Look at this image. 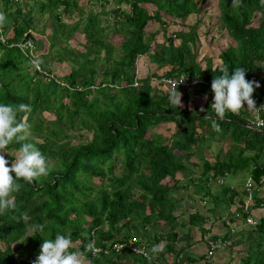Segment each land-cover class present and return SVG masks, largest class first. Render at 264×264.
<instances>
[{
	"label": "trees",
	"instance_id": "trees-1",
	"mask_svg": "<svg viewBox=\"0 0 264 264\" xmlns=\"http://www.w3.org/2000/svg\"><path fill=\"white\" fill-rule=\"evenodd\" d=\"M93 1L37 0L24 10L18 0H0V12L7 18L0 28L4 38L0 41V103L30 105L31 111L20 113V117L31 126L30 142L51 166L47 177L33 183L19 181L23 187L15 194L16 210L0 215V264H33L43 240L55 239L57 233L70 234L76 249L84 252L91 231L102 247L112 242L121 247L114 250L107 245L106 254L85 252V264H167V255L177 257V228L183 221L174 214L178 187L197 180L200 189L208 188L210 181L217 182L240 169L248 170L255 183L264 174V128L257 131L243 125L249 123L247 110L242 109L239 115L227 113L224 121L217 119L221 128L217 132L207 118H216L211 95L202 107L185 106L194 95L203 94L204 85L208 88L222 68L232 73L237 67L247 71L248 81L260 85L253 99L264 104V3L242 0L241 7L233 9L232 0H216L219 30L225 31L230 43L217 54L219 64H214L205 54L196 59V25L186 24L187 16L202 12L204 0H113L114 8L90 9L80 19L81 6ZM76 12L80 18L65 28L61 15L70 17ZM36 15L53 19L47 52L59 39L66 43L72 34L84 38L82 51L68 46L53 51L57 65H68L67 71L57 70L61 74L55 73L44 54L33 55L34 39L21 43L32 25L37 28ZM105 15L111 22L103 25L106 20L100 16ZM79 20H83L81 28ZM149 22L158 23L160 41H153L145 32ZM105 29L121 38L116 46L106 39ZM39 30L37 35L48 37L43 26ZM138 56L165 68L160 74L136 78L133 69ZM34 57L43 60L41 70L31 64ZM180 75L201 82L177 88L184 102L177 107L169 101L170 89L151 82ZM42 112L52 117H40ZM161 127L170 133L158 132ZM81 130L89 136L71 143L74 132L82 135ZM225 138L231 142L227 148L220 146L210 159L203 157L202 151L208 150L211 141L223 142ZM18 147L9 145L5 158L10 161L11 151ZM190 164L197 167V175H192ZM183 178L186 184L182 186ZM239 212L245 217L249 209L240 208ZM24 214L27 221L13 219ZM192 214L187 222L199 224L203 217ZM36 225H43V230L31 231ZM255 231L257 236L239 264H264L263 218L256 220ZM216 237L230 240L224 247L233 245L228 231L206 240ZM161 242L164 250L152 254L153 245ZM131 247H143L151 260ZM170 264L178 263L173 260Z\"/></svg>",
	"mask_w": 264,
	"mask_h": 264
},
{
	"label": "clouds",
	"instance_id": "clouds-1",
	"mask_svg": "<svg viewBox=\"0 0 264 264\" xmlns=\"http://www.w3.org/2000/svg\"><path fill=\"white\" fill-rule=\"evenodd\" d=\"M264 3V0H261ZM242 0H232L233 9L241 7ZM7 22L4 13L0 12V28ZM4 38L0 36V41ZM23 43V42H22ZM30 47V46H29ZM31 64L36 70H41L43 60L34 57ZM222 74L214 76L211 82V97L213 102L211 109L215 112L216 118L207 117L212 120L213 130L220 132V124L217 119L224 121L226 114L239 115L241 110H247L256 117L254 124L258 129L264 127V120L259 119V114L264 111L262 105L257 108L253 99L255 88L260 87L255 81L246 79V72L243 67H237L232 73L227 68L221 69ZM214 93V97L212 95ZM205 99L207 97L205 96ZM169 101L172 105L180 107L182 105V94L177 88L170 89ZM245 104L247 107L245 108ZM31 107L27 104L13 105L11 103H0V215L14 212L17 208L15 194L23 187L19 181L33 183L41 177H47L51 171V166L46 156L31 141V126L20 117V113L30 112ZM201 112L205 111L203 108ZM19 145L16 149L15 157L9 161L5 154L9 155V145ZM27 221L29 217L24 214L22 217H13ZM43 225L33 226L31 231H42ZM32 235H28L27 238ZM26 238V239H27ZM164 243L153 245L152 254H159L164 250ZM100 249L95 246V241H90L82 252L76 249L71 235L57 233L55 239L43 240L39 254L33 264H85V252L94 255ZM150 261L151 256L144 253Z\"/></svg>",
	"mask_w": 264,
	"mask_h": 264
},
{
	"label": "crops",
	"instance_id": "crops-1",
	"mask_svg": "<svg viewBox=\"0 0 264 264\" xmlns=\"http://www.w3.org/2000/svg\"><path fill=\"white\" fill-rule=\"evenodd\" d=\"M149 64L153 68L159 69L160 73L165 68V66L155 67L154 64ZM153 72L160 74L155 70ZM159 87L164 89L161 86ZM207 89L210 90L209 86ZM205 96L210 98V92L208 94L203 92L197 98L199 100L203 97L205 101ZM197 98L195 96V99L192 101H197ZM246 107L247 105L245 104ZM229 145L226 144L225 147L227 148ZM189 168L193 170L192 175H195L198 170L197 167L190 164ZM246 173L247 176L240 187L235 185L238 180L233 177L225 183L228 176L227 173L217 182L213 183V181H210L207 192L203 191V188L200 192H194V188H200L197 180H193L192 183L188 184H186V179L180 180L182 186L186 185L182 187V191L176 197L178 198V204L175 210H181L176 215H179V218L183 219V221L177 228V257L175 259L171 255H167V264H170L173 260H176L178 264H239L240 258L244 255L247 246L257 236V232L255 231L256 225L247 223L245 219L251 218L254 221L258 218L264 219V178L260 182L255 183L251 180L248 170H246ZM250 180L251 186L250 191H248L245 188V184ZM212 183L215 184V189L211 188L209 190ZM224 187H228L229 189H225ZM211 195H216L217 199L209 201ZM240 208L249 209L248 215L242 217L239 212ZM195 212H199L203 219H201L202 221L199 224L192 225L187 222V219L189 215ZM227 231L233 240V245L231 247H220L213 252L210 258H204L207 248V236H221ZM193 257H197L198 260L191 262L189 259Z\"/></svg>",
	"mask_w": 264,
	"mask_h": 264
},
{
	"label": "rangeland",
	"instance_id": "rangeland-1",
	"mask_svg": "<svg viewBox=\"0 0 264 264\" xmlns=\"http://www.w3.org/2000/svg\"><path fill=\"white\" fill-rule=\"evenodd\" d=\"M18 1H20L23 4L22 7H24V5H25L24 10L28 9L29 7H33L34 4L37 3V0H18ZM38 1H41V0H38ZM84 1L85 0H78V3L82 4ZM68 3L69 4L71 3L70 0H68ZM9 5H11V4L9 3ZM9 5H8V7H9ZM200 5H201V7L203 9L202 12L199 13V14H196V15L191 14V15L187 16V20H186V24H189V25L195 24L196 25L195 26V33L197 35V41H198V46L197 47L195 46L197 48V50H198V51H196V53H197L196 54V59H198V61H199L200 60V56L205 54V55L210 56V59H212L214 64L215 63L219 64V60L217 58V54L219 53V51L221 49H223L224 47H226L230 43V40L225 35V31H223V30L220 31L219 30L220 26L218 24V10L216 8V0H204V1L201 2ZM114 7H115V4H114L113 0H108L106 3L103 2V1L99 2V0H94L93 2H91V4L84 3L81 6L82 12H83V15L81 16V18L78 16L80 14L77 13V12L73 13L70 17H68L66 15H61V22H64L65 24H67L65 26V28H68L70 25H73L74 22H76L79 18L82 19V17L86 13H88L90 9H92V10L94 9L93 11L97 12L99 10L108 11L111 8H114ZM145 7L149 10V5L145 6ZM32 14H34V13L32 12ZM100 18H101V20H106L107 16L106 15L105 16H100ZM34 19L36 21V27L37 28H35V26H34L35 24H34V25L31 26V29H30L31 30L30 33H31V35H32V37L34 39V40H32V42H33V44L35 46L32 49L33 55L34 54H40V53L44 54L46 56L47 60H50V62L52 63V66L56 69V72H55L56 74H61V72H59V71H67V67H68L67 64L62 63V64H58L57 65L55 63V61H54L55 60V58H54L55 55H54L53 51H58L57 49H60V48H57V47H59V46H62L63 48H66L68 46V47L73 48L74 50L82 51V46H83V41H84L83 39L84 38H82L80 35L72 34V35H70V36H68L66 38L67 39L66 43H64L62 39H59L58 42L56 43V46L50 52H47L46 51L47 45H48V42L51 39V34H50V30L49 29L51 27V24H53V19L52 18H48L46 15H42L41 17L36 15ZM107 22L110 23L111 19L106 20V22H104L102 24L105 25ZM82 23H83V20H81V21L79 20V28L82 27ZM41 26H43V29H45V32H46L45 35H48V37L37 35L38 34V30H39V28ZM167 29H170V28L168 27ZM184 29H186V27ZM144 30L147 33V35L150 36L153 39V41L158 42V41H160L162 39V36H161L162 32L160 31V28H159V25H158L157 22H149L145 26ZM39 31H41V30H39ZM109 31H111V30L105 29V32L107 34L106 35V39L108 41H110L112 43V45L116 46L117 43L121 40V38L118 35L111 34ZM74 32L80 34L79 31H74ZM7 34H9V32ZM102 51L103 50H101V52ZM98 65H100V64H98ZM57 70H59V71H57ZM153 70H155L157 73H160V70L153 68L152 65L149 64L147 59H145V58H143L141 56H138L135 59L133 72H134V75L136 76V78L142 77L144 75H150L151 72H153ZM257 72L258 71H256V73ZM152 81L153 82H151V84L153 83L152 85L156 86L155 80H152ZM203 90H204L203 91L204 93L208 94L210 92V95H211V91L206 88V85H204ZM195 96H196V98L198 97V95H194L193 99H195ZM183 103L184 102H182L181 106H183ZM203 104H204V98L202 97L199 100L197 98V101L189 100L185 104V106L187 108L191 109V108H193L194 106H197V105L199 107H201V106H203ZM40 117H43V118L46 117L47 119H49V118L52 117V115L51 114H47L45 112H42ZM169 126H170V124H169ZM70 131L73 133L72 130H69V132ZM157 131L162 133L163 135H166V136L170 133V131H167L164 127L158 128ZM80 133H82V135H79L77 133V131L74 132V136L70 139L71 143L84 140L85 138H87L89 136V133L85 132L83 130H81ZM210 143L211 144H210V147L208 148V150L205 149V150L202 151L203 157L205 156V158H208V159H210V157L213 156L215 154V152H217V150L219 149L220 146H221V149L224 150L226 148L225 147L226 144L227 145L231 144V142H230V140L228 138H225V140L223 142H215V141L212 142L211 141ZM11 154L13 155V158H14L15 155H16V152H14V151L12 152L11 151ZM261 156H264V155L262 154ZM262 159H264V157H262ZM193 160L195 162L199 163V159L198 158L194 157ZM246 176H247L246 170L240 169L239 171L228 173V176H227V179L225 180V183L228 182V180L230 181L231 177H233V178L238 180L235 185L237 187H240L243 184L242 182L246 178ZM93 181L97 182V179L93 178ZM213 183L210 185L209 190H211V188L215 189V184H213ZM178 188H179L180 191L176 190V192L174 194L175 197H177L178 193L182 191L180 189L182 187H178ZM202 188H203V191L207 192V188L206 187L202 186L201 189ZM201 189L200 188H194V192H200ZM215 199H216V195H212V196H210V200L209 201H214ZM180 211H176L175 210L174 214H179ZM197 213H198V215H200L199 212H197ZM197 220H199V218ZM148 232L152 234L151 231H148ZM149 233H147V234L149 235ZM12 246L15 247V244H13Z\"/></svg>",
	"mask_w": 264,
	"mask_h": 264
},
{
	"label": "built area",
	"instance_id": "built-area-1",
	"mask_svg": "<svg viewBox=\"0 0 264 264\" xmlns=\"http://www.w3.org/2000/svg\"><path fill=\"white\" fill-rule=\"evenodd\" d=\"M26 45H27V47L31 46V44L29 42H26ZM155 82H156V86L158 85V83H160L161 87H163L165 89H172V88H183L186 86H190L194 83L201 82V80H198L196 78H190L187 75H180L177 77H160L159 79H156ZM135 84H136V80L133 82V85H135ZM209 86L211 87V85H209ZM212 95L214 97L213 92H212ZM261 105H262V107H264V104L256 103L257 108H259ZM249 115L250 116L248 118V120H249L248 124L255 127L254 121H255L256 117H253V115L251 113H249ZM259 119L264 120V111L260 112ZM260 128H264V127H260ZM262 178H264V174L260 177L259 182L261 181ZM250 186H251V180L245 184L246 190L250 191ZM245 221L251 225H254V226L256 225V221L252 220L251 218H246ZM90 234H91L90 241L94 240L95 246L98 249H100V251L98 253L101 252L102 254H106L108 252V250H107L108 246H110L114 250L119 249L121 247V244L117 243V242H112V243L106 244V246L102 247L98 243L99 241L93 236L92 231ZM206 241H207V248H206V251L204 254V258H206V259L210 258V256L213 254V252L215 250H217L218 248L230 245L229 239H222L220 237H216L214 239L213 238L207 239ZM131 249L133 251H135V253H145V251H143V247H140V248L131 247ZM91 254L94 255L93 253H91Z\"/></svg>",
	"mask_w": 264,
	"mask_h": 264
},
{
	"label": "water",
	"instance_id": "water-1",
	"mask_svg": "<svg viewBox=\"0 0 264 264\" xmlns=\"http://www.w3.org/2000/svg\"><path fill=\"white\" fill-rule=\"evenodd\" d=\"M27 38H29V39H33V37H32V35H31V33L30 32H26L25 34H24V36H23V38H22V40H21V43L25 40V39H27ZM245 127H247V128H249V129H253V130H257V131H259L257 128H255L254 126H252V125H249V124H243Z\"/></svg>",
	"mask_w": 264,
	"mask_h": 264
},
{
	"label": "bare ground",
	"instance_id": "bare-ground-1",
	"mask_svg": "<svg viewBox=\"0 0 264 264\" xmlns=\"http://www.w3.org/2000/svg\"><path fill=\"white\" fill-rule=\"evenodd\" d=\"M25 41V40H24Z\"/></svg>",
	"mask_w": 264,
	"mask_h": 264
}]
</instances>
